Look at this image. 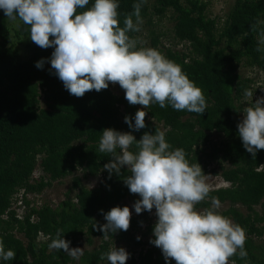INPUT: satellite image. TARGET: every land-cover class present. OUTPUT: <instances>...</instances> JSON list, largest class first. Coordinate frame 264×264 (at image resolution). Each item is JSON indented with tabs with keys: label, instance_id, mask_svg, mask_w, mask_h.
I'll return each instance as SVG.
<instances>
[{
	"label": "trees",
	"instance_id": "1",
	"mask_svg": "<svg viewBox=\"0 0 264 264\" xmlns=\"http://www.w3.org/2000/svg\"><path fill=\"white\" fill-rule=\"evenodd\" d=\"M136 2L118 0L122 27ZM92 3L94 0L88 7ZM206 9L203 0H147L142 7V19L173 11L174 34L188 45L187 51L160 46L159 36H153L151 48L182 66L203 90L208 107L200 115L153 104L146 109V127L138 131L129 127L125 117L134 125L135 113L142 106L130 105L125 92L116 93L109 83L107 89L92 90L83 97L71 95L51 67L54 46L44 49L34 44L30 55L23 57L8 45V18L0 9V238L6 250L16 252L13 260H0V264H110L101 255L113 247L129 253L126 264H176L166 261L162 250L151 242L155 239V208L131 215L129 229L110 233L108 240L93 228L107 223L104 214L112 207H122L126 198L139 197L124 183L130 175L126 165L119 175L114 171L110 175L104 168L112 159L98 150L106 128L130 132L137 140L145 132L166 129L172 149L183 148L189 162L199 163L206 176L223 178L228 184L213 188L196 208H211V197L226 204L218 211L245 228L247 235V258L237 255L231 261L264 264V150L253 158L238 132L243 111L255 103L243 105L252 80L239 73L240 66L248 64L264 72V45L259 44L264 32V0H234L222 27L206 15ZM18 33L30 37L29 26L20 22ZM129 35L139 40L137 47H145L139 32ZM40 60L43 67L37 68ZM42 98L46 106L41 105ZM38 165L49 180H33ZM71 175L72 190L57 206H36L24 198L23 214L14 208L20 190L40 193L51 181ZM91 177H100L97 187L84 184ZM57 229L63 230L70 248L81 240L91 247L79 260L63 250L50 249Z\"/></svg>",
	"mask_w": 264,
	"mask_h": 264
},
{
	"label": "clouds",
	"instance_id": "2",
	"mask_svg": "<svg viewBox=\"0 0 264 264\" xmlns=\"http://www.w3.org/2000/svg\"><path fill=\"white\" fill-rule=\"evenodd\" d=\"M0 0V9L12 22L29 26L30 39L47 49L54 46L51 67L71 95L83 97L86 92L107 89L119 84L130 105H141L135 113V124L126 116L130 128L146 127V109L153 104L168 105L174 110L203 114L208 105L203 90L183 71L182 66L151 47H137L139 40L130 32H139L143 23L141 9L147 0H137L134 11L127 15L123 27L119 19L118 0ZM83 9V11H80ZM135 17V21L133 20ZM255 31L256 25L251 26ZM259 44L264 45V32ZM257 51H262L257 47ZM43 60L36 67H43ZM253 96L245 90V97ZM238 124L244 148L255 158L264 150V98L245 108ZM166 129L145 132L137 140L130 132L112 128L102 131L99 152L112 157L104 165L109 174H120L127 166L130 175L124 183L140 199L134 204L137 214L155 208L157 221L151 242L162 250L165 260L176 264H230L231 258L246 259V229L222 215L220 201L211 197V208L198 211L196 205L209 198L213 191L199 163H190L183 148L172 149L166 141ZM135 149V150H133ZM131 210L128 206L112 207L104 225L93 228L111 238L110 233L127 231ZM62 229L48 247L63 250L74 260L84 249L70 248ZM139 239V237H137ZM16 252L5 249L0 238V260L11 261ZM106 257L110 264H126L129 253L111 248ZM235 264V261H231Z\"/></svg>",
	"mask_w": 264,
	"mask_h": 264
},
{
	"label": "rangeland",
	"instance_id": "3",
	"mask_svg": "<svg viewBox=\"0 0 264 264\" xmlns=\"http://www.w3.org/2000/svg\"><path fill=\"white\" fill-rule=\"evenodd\" d=\"M207 4L206 15L209 18L217 19V23L222 27L230 8L232 7L234 0H203ZM143 23L140 26L139 37L142 40V43L145 47H152V38L153 36H159L160 46L171 47L175 50L187 51L188 45L185 42L179 40L173 31L174 19L173 11L169 10L164 16H151L142 19ZM20 22H12L8 19V26L11 32L10 39L7 42L8 45H13L17 48L23 57H28L32 50V46L35 44L32 42L30 37L22 36L18 33ZM239 73L243 77H248L252 80L251 91L253 96L245 97L243 99V105L246 107L249 105V102H256L260 98H264V72L257 67L250 66L248 64H241ZM112 89L116 93L125 92L119 84H112ZM41 105L46 106L45 100L42 98ZM42 177L45 180H49L48 174H46L40 165L37 166L33 180L39 181ZM72 178L73 175L68 176L64 179L53 180L51 185L44 188L40 193H25L24 190H20L14 199L13 206L17 210L19 215H22L24 212V202L23 199H28L31 204L40 206L44 203H49L52 206H57L60 201H62L67 194L72 190ZM100 177H91L84 179L83 182L88 187H97L100 183ZM207 182L212 186V188H217L220 186H225L228 183L223 180L218 175H207ZM75 190L71 193L74 195ZM138 197L137 200H139ZM137 200L132 198H126L122 201V207L128 206L131 210L132 215L136 214L134 204ZM226 207V204L220 203V208ZM219 208V209H220ZM198 211H203L200 209ZM155 215V214H154ZM156 220V219H154ZM99 239H96V244L99 243ZM82 249L90 248L84 240L79 241L78 246ZM231 264V261H230Z\"/></svg>",
	"mask_w": 264,
	"mask_h": 264
}]
</instances>
